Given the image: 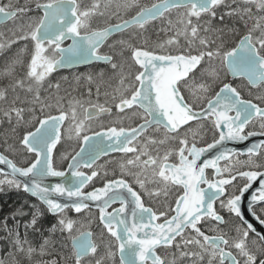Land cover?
I'll return each instance as SVG.
<instances>
[{
	"label": "snow or ice",
	"instance_id": "6c2138e0",
	"mask_svg": "<svg viewBox=\"0 0 264 264\" xmlns=\"http://www.w3.org/2000/svg\"><path fill=\"white\" fill-rule=\"evenodd\" d=\"M155 22L167 38L151 45ZM0 25V53L18 48L0 70V124L13 133L0 151V192L29 193L57 217L51 231L71 241L65 261L264 264V227L245 215L264 226V140L228 147L264 137V0H0ZM91 63L109 66L116 86L98 102L101 70L97 102L65 108L50 77ZM230 79L259 91L245 99ZM93 209L99 233L79 231L69 211ZM44 214L36 209L25 229ZM7 230L31 258L36 249Z\"/></svg>",
	"mask_w": 264,
	"mask_h": 264
},
{
	"label": "trees",
	"instance_id": "16d2710c",
	"mask_svg": "<svg viewBox=\"0 0 264 264\" xmlns=\"http://www.w3.org/2000/svg\"><path fill=\"white\" fill-rule=\"evenodd\" d=\"M15 2V1H14ZM21 5V4H20ZM31 45L28 46L29 51L24 54V60L25 63H27V60L29 58L30 52H31ZM16 51H18L17 46H13V49L8 50L7 52L0 53V70L3 69L5 66V57H7L8 61H11L15 57ZM18 72L22 74L23 69L18 66ZM62 75H70L68 73H53L51 76V80L56 79L58 76ZM67 80V79H66ZM66 80L63 81L61 84V88L65 87L68 82ZM59 82V81H57ZM7 83L6 79H0V86H3ZM65 83V84H64ZM77 96H88L87 92L76 91ZM94 92V91H93ZM23 132V129H18L17 133L15 134L16 138H18L19 135H21ZM5 139H7L8 143L13 142V133L11 131V127L6 124H0V150H3V145L5 142ZM61 146L58 145L57 149L54 152V160L56 162L57 167L61 169H66L67 161H61L59 159V153L61 151ZM9 155H14L9 153ZM33 205L36 206V209L44 210L45 214L40 217V223L37 226V230H35L36 234L38 235L39 232H41V235L44 234L41 238L36 240H33L34 233L33 229L30 228L29 233H31V240L35 241L36 243L43 244L45 247V253L43 255L36 254L33 255L32 258L23 260L22 263L24 264H40L41 261H49V260H58L61 261V264H70V261H65L64 258L68 257L71 252V241L69 239H66L63 234L60 232H52V226L56 223L57 217L52 216L50 213H47L45 210V206L41 204L37 199L29 196L26 192L22 190H16V189H10L5 190L0 193V236L7 237L9 236V232L7 229H14L15 231H18L19 234L27 232L24 225L27 224L31 217L33 212L36 210L33 208ZM159 206V205H158ZM20 210H22L23 214H19ZM70 213L72 211H69ZM73 215V213H71ZM7 221V229L4 227V222ZM99 224V222H98ZM22 226V228L20 227ZM20 227V229H18ZM23 231V232H22ZM9 237L12 238V235ZM10 238V239H11ZM45 240L49 241L47 245H45ZM58 247H61L62 254L59 253L57 250ZM65 254L67 255L65 257Z\"/></svg>",
	"mask_w": 264,
	"mask_h": 264
},
{
	"label": "rangeland",
	"instance_id": "374dc122",
	"mask_svg": "<svg viewBox=\"0 0 264 264\" xmlns=\"http://www.w3.org/2000/svg\"><path fill=\"white\" fill-rule=\"evenodd\" d=\"M20 1H19V3L21 5L25 4L24 3L25 0H23V2H22V0H20ZM5 2H7V0H5ZM12 2L16 3V0H12ZM27 2L31 5L33 3V0H27ZM153 2H154V0H140V3L144 4V5H149V4L153 3ZM131 14L132 13H129V15H131ZM30 16H32V15H30ZM237 27L240 29L241 32L243 31V28L239 24L237 25ZM4 28L5 27H1L0 30H3ZM158 28H159V22H156V23L148 26L147 32L145 33V35L147 37H149V40H152L155 36L164 34V33H161L158 30ZM164 37H166V35H164ZM125 55H128V54L126 53ZM71 73L72 74H70L68 76L67 75L58 76L56 79H53V81H52L53 83H56L57 81H59V83L60 82L62 83V81L67 79L66 80V82H68L67 85L65 87H62L60 89V92H59V95L64 97V106H65V108L68 107L67 101L69 99H72V98L81 100L85 104V107L88 106V102L89 101L94 103L95 101H93V99H90L91 97H88V96H85V97L80 96L79 97V96H77V94H76L77 92L76 91L82 90V92H87L88 93V89L91 87L92 90L95 92V90H96V82L99 81V77H98V73L99 72H97V70L85 69V70H81V72H71ZM89 75L93 76V79H94L93 83H89L88 82L87 77ZM110 77L111 76H108V77L105 76L104 82L101 83V85H100L101 94L104 93L107 90L108 85H109L110 81L112 80ZM53 94L55 95V93H53ZM53 103H55V101H53ZM53 114H56L55 109H53ZM101 120H104L105 122H107V118L106 117H104V119H101ZM93 126L94 127L96 126V122H94V121H93ZM5 190H10V189L6 187ZM71 213H73V215H71ZM71 213L69 212L68 214H69V216L73 217L74 219H76L78 221L79 231H86V230H92L93 231V228H95L96 229V233L95 234L99 233V230H100V225L98 224L99 221L95 219V217L97 215L96 210L93 209L91 213H81V214H76L75 212H71ZM23 237H24V234L21 233L20 234L21 240L22 241L23 240H27L26 238L23 239ZM14 239H15V236H13V239L10 240L9 245L6 246V250L7 251L6 250L4 251V248L2 246V240H1V237H0V260H3L4 264H18V262L21 259H23V260L24 259L25 260L26 259H30L25 253H22V252L20 253L19 252V254H18V250H17V248H16V246L14 244ZM26 244L28 246L33 247V245H32L33 243L31 244L30 241H27ZM26 244H25V248L28 247ZM9 246L10 247L12 246V248H14L13 251L10 249ZM15 251H17V252H15ZM12 252L14 253V255H13ZM15 254H17L18 257H16ZM33 255H36V254H32V256ZM32 256H31V258H32ZM66 256L67 255L65 254V257Z\"/></svg>",
	"mask_w": 264,
	"mask_h": 264
},
{
	"label": "flooded vegetation",
	"instance_id": "af4514ba",
	"mask_svg": "<svg viewBox=\"0 0 264 264\" xmlns=\"http://www.w3.org/2000/svg\"><path fill=\"white\" fill-rule=\"evenodd\" d=\"M150 5V4H149ZM28 15L30 16V15H35V13H33V12H29L28 13ZM156 23V22H155ZM7 25H1L0 26V28L1 27H6ZM164 35L165 34H162L161 35V37H160V35H158V36H155L152 40H150L149 42H150V44L151 45H154V43L156 44L157 42H159L160 40L161 41H163L164 39H166V37H164ZM116 37H113V39H115ZM238 38H239V36H233L232 37V42H235L236 40H238ZM160 39V40H159ZM70 43V42H69ZM85 69H92V70H97V72H100L101 70H103L104 72H105V76L106 77H108V76H111L110 78L112 79L111 81H110V83H109V85H108V88H107V90L106 91H108V92H111V90H112V88H114L115 86H116V84H117V80H118V77L117 76H114L113 74H112V70L109 68V66H107V65H104V64H100V63H94V64H92V65H90V66H88V67H83V68H78V69H75V70H59V71H57V72H54V73H68V74H72L71 72H81V70H85ZM230 82H232L234 85H237V86H239V88L242 90L241 91V94H242V96H244V98L245 99H251L254 95H256L257 94V92L259 91L258 89H251V92H252V95H249V89L248 88H246L245 87V84H246V81H239V80H231L230 79ZM90 99H93V101H95L94 103H96L97 102V97H96V94H95V92H93V94H92V96H91V98ZM105 99H106V97L104 96V93H102V94H100V96H99V103H101V104H103L104 102H105ZM100 119H104V117H101ZM94 122H96V121H94ZM254 130H258V128L257 129H254ZM253 139H252V143H251V145L253 144V143H259L261 140H264V137H260V136H257V137H252ZM206 139L210 142L211 141V137L209 136V137H206ZM251 147V146H250ZM63 151H64V148H61V151H60V155L63 153ZM238 151H240V150H238ZM262 151H264V150H262ZM59 155V156H60ZM116 155H118V154H116ZM241 159H244V157L242 156L241 157ZM66 170V169H65ZM87 190H90V189H86V191ZM158 206V205H157ZM21 228H22V226H20ZM20 227H18V229H20ZM23 229V228H22ZM28 229H30V228H28ZM28 229H26L27 230V232H24L23 234H24V237H23V239L24 238H26L27 240L26 241H28L29 239V241L30 242H32L33 243V248L34 249H36V252H34L33 254H41L40 253V248H41V246L43 245V244H40V243H36L35 241H32L31 240V233H29L30 232V230L28 231ZM21 230V229H20ZM92 231V230H91ZM23 232V231H22ZM93 234H95L96 233V229L95 228H93ZM33 233H34V238H33V240H36V238L38 237V239L39 238H41L42 236H44V234L43 235H41V232H39V234L37 235L36 234V232H35V230H33ZM20 234H21V232H20ZM10 236V235H9ZM9 236H7V237H5V235L4 236H0L1 237V240H2V246H3V248H4V251L6 250V246H8L9 245V243H10V240L11 239H13V236H14V234L12 235V238L11 237H9ZM23 236V235H22ZM11 238V239H10ZM35 242V243H34ZM34 244H35V246H34ZM40 244V245H39ZM11 248V250H13V248H12V246L10 247ZM58 251H59V253L60 254H62V249H61V247H58V249H57ZM45 253V252H44ZM25 260V259H24ZM18 264H24V263H22V259L18 262Z\"/></svg>",
	"mask_w": 264,
	"mask_h": 264
},
{
	"label": "water",
	"instance_id": "95a60500",
	"mask_svg": "<svg viewBox=\"0 0 264 264\" xmlns=\"http://www.w3.org/2000/svg\"><path fill=\"white\" fill-rule=\"evenodd\" d=\"M94 63H91V64H76V65H73L72 67H69V68H63V69H60V70H75V69H78V68H83V67H88L90 65H92ZM59 71V70H58ZM253 138H250L249 140L247 141H243V142H229L228 144V147L230 148H235L237 150H240V151H246V149L248 147L251 146V141H252ZM1 151V150H0ZM52 183H55L57 182L56 178H52L51 180ZM257 186L254 185L253 188L255 189ZM252 190H250V193H251ZM29 196H31L29 193H27ZM35 199H37L36 197L34 196H31ZM245 199L246 200H250L251 199V195L249 193H246L245 194ZM39 201V200H38ZM40 202V201H39ZM41 203V202H40ZM246 215V218L249 219L250 222H252L254 224L255 227H257V229L259 230L260 228L264 227V226H261L259 225L258 221H255L253 217H251V214L249 212L246 211L245 213ZM92 232L91 230H86L84 232ZM93 233V232H92Z\"/></svg>",
	"mask_w": 264,
	"mask_h": 264
},
{
	"label": "bare ground",
	"instance_id": "6f19581e",
	"mask_svg": "<svg viewBox=\"0 0 264 264\" xmlns=\"http://www.w3.org/2000/svg\"><path fill=\"white\" fill-rule=\"evenodd\" d=\"M19 1H20V0H19ZM20 2H21V1H20ZM22 2H23V0H22ZM24 3H25V1H24ZM158 30H159V28H158ZM158 37H159V36H158ZM160 37H161V35H160ZM159 40H160V39H159ZM149 41H150V40H149ZM160 41H161V40H160ZM154 45H155V43H154ZM60 81H61V80H60ZM60 83H61V82H60ZM62 83H63V81H62ZM64 84H65V83H64ZM53 93H54V92H53ZM29 240H30V239H29ZM29 240H28V241H29ZM34 243H35V242H34ZM31 244H32V242H31ZM26 245H27V244H26ZM32 245H33V244H32ZM39 245H40V244H39ZM27 246H28V245H27ZM34 246H35V244H34ZM9 247H10V246H9ZM10 249H11V248H10ZM13 249H14V248H13ZM6 251H7V250H6ZM12 251H13V250H12ZM15 252H17V251H15ZM12 253H13V252H12ZM20 253H21V252H20ZM8 254H9V253H8ZM18 254H19V251H18ZM11 255H12V254H11ZM13 255H14V253H13ZM13 255H12V256H13ZM15 255H16V257H18L17 254H15ZM22 255H23V254H22ZM22 255H21V256H22ZM5 257H6V256H5ZM10 257H11V256H10ZM16 260H17V259H16Z\"/></svg>",
	"mask_w": 264,
	"mask_h": 264
}]
</instances>
